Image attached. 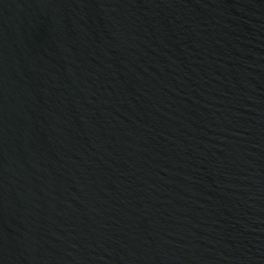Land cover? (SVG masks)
Masks as SVG:
<instances>
[{"label":"water","instance_id":"water-1","mask_svg":"<svg viewBox=\"0 0 264 264\" xmlns=\"http://www.w3.org/2000/svg\"><path fill=\"white\" fill-rule=\"evenodd\" d=\"M0 264H264V0H0Z\"/></svg>","mask_w":264,"mask_h":264}]
</instances>
